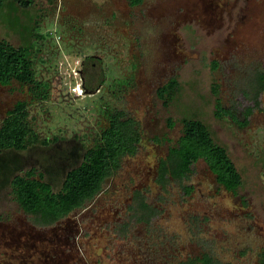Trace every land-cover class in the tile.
Segmentation results:
<instances>
[{
  "label": "rangeland",
  "instance_id": "374dc122",
  "mask_svg": "<svg viewBox=\"0 0 264 264\" xmlns=\"http://www.w3.org/2000/svg\"><path fill=\"white\" fill-rule=\"evenodd\" d=\"M3 38L30 47L40 87L0 83V124L24 101L35 135L27 149L0 153V264H201L205 255L261 264L264 0L9 1ZM173 77L165 104L158 89ZM218 105L240 120L250 108L248 124L218 116ZM117 110L139 126L137 154L84 207L52 224L27 213L11 177L35 167L59 190ZM184 117L227 148L243 179L237 193L203 159L182 180L158 181Z\"/></svg>",
  "mask_w": 264,
  "mask_h": 264
},
{
  "label": "trees",
  "instance_id": "16d2710c",
  "mask_svg": "<svg viewBox=\"0 0 264 264\" xmlns=\"http://www.w3.org/2000/svg\"><path fill=\"white\" fill-rule=\"evenodd\" d=\"M9 1L26 8L35 0H0V16ZM141 2L131 0L133 5ZM14 81L33 85L36 89L40 87L35 77L30 47L15 45L3 38L0 39V83L11 84ZM260 82L264 88V75ZM178 87L179 82L173 77L159 87L158 95L168 104ZM250 113V108H247L244 120H240L232 109L221 105L217 109L218 116L230 115L241 126L248 124ZM28 117L24 101H19L8 112L0 124V153L10 149L24 150L30 146L35 135ZM169 124L173 126L175 121L170 119ZM141 140L136 120L126 117L123 110L114 111L109 116L108 124L98 134L96 143L83 152L81 163L67 172L59 190L56 191L53 184L45 179L43 172L32 167L11 177L15 198L27 213L37 216L42 224H52L95 198L103 190L106 180L119 170L122 159L137 154ZM199 159L208 164L221 185L237 193L243 179L234 160L227 148L214 138L209 126L193 117L183 118L182 134L169 147L166 157L160 160L158 181L164 184L169 177L180 180L188 177L193 164ZM187 188L190 191L191 187ZM199 261L201 264H215L209 255L198 258ZM189 264L197 263L190 260ZM261 264H264V254Z\"/></svg>",
  "mask_w": 264,
  "mask_h": 264
},
{
  "label": "flooded vegetation",
  "instance_id": "af4514ba",
  "mask_svg": "<svg viewBox=\"0 0 264 264\" xmlns=\"http://www.w3.org/2000/svg\"><path fill=\"white\" fill-rule=\"evenodd\" d=\"M83 66L85 65V63H86V61L85 60H83ZM83 73V69L81 70V74ZM85 87V89H88L86 86H84ZM191 187V189H190V191L193 189V187L192 186H190Z\"/></svg>",
  "mask_w": 264,
  "mask_h": 264
},
{
  "label": "bare ground",
  "instance_id": "6f19581e",
  "mask_svg": "<svg viewBox=\"0 0 264 264\" xmlns=\"http://www.w3.org/2000/svg\"><path fill=\"white\" fill-rule=\"evenodd\" d=\"M80 87V86H79Z\"/></svg>",
  "mask_w": 264,
  "mask_h": 264
}]
</instances>
